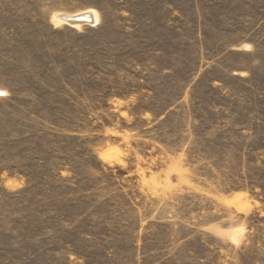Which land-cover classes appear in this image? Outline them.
Here are the masks:
<instances>
[{
	"label": "rangeland",
	"instance_id": "rangeland-1",
	"mask_svg": "<svg viewBox=\"0 0 264 264\" xmlns=\"http://www.w3.org/2000/svg\"><path fill=\"white\" fill-rule=\"evenodd\" d=\"M0 264H264V0H0Z\"/></svg>",
	"mask_w": 264,
	"mask_h": 264
},
{
	"label": "bare ground",
	"instance_id": "bare-ground-1",
	"mask_svg": "<svg viewBox=\"0 0 264 264\" xmlns=\"http://www.w3.org/2000/svg\"><path fill=\"white\" fill-rule=\"evenodd\" d=\"M78 19H86L88 21H92V23H95L96 20H97V17L95 15V13L84 12V13H80V14H77V15H74V16L58 15V16H56L54 18V21L57 22V23H66V24H69L71 26L79 27L81 25V23L74 21V20H78Z\"/></svg>",
	"mask_w": 264,
	"mask_h": 264
},
{
	"label": "water",
	"instance_id": "water-1",
	"mask_svg": "<svg viewBox=\"0 0 264 264\" xmlns=\"http://www.w3.org/2000/svg\"><path fill=\"white\" fill-rule=\"evenodd\" d=\"M75 22H79L81 24H93L92 21H88L86 19H78V20H74Z\"/></svg>",
	"mask_w": 264,
	"mask_h": 264
}]
</instances>
